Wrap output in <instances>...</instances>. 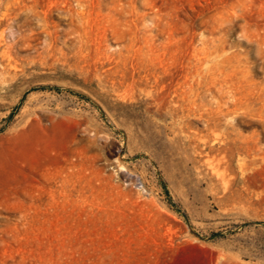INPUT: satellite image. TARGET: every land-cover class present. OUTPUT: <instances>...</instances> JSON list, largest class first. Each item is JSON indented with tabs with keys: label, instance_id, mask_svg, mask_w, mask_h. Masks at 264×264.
Listing matches in <instances>:
<instances>
[{
	"label": "rangeland",
	"instance_id": "374dc122",
	"mask_svg": "<svg viewBox=\"0 0 264 264\" xmlns=\"http://www.w3.org/2000/svg\"><path fill=\"white\" fill-rule=\"evenodd\" d=\"M0 264H264V0H0Z\"/></svg>",
	"mask_w": 264,
	"mask_h": 264
}]
</instances>
